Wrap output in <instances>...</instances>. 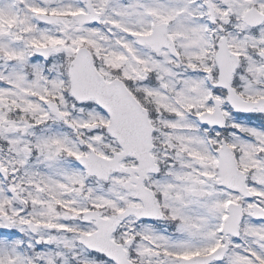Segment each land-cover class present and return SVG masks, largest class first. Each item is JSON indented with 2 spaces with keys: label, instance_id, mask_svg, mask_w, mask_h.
<instances>
[{
  "label": "snow or ice",
  "instance_id": "1",
  "mask_svg": "<svg viewBox=\"0 0 264 264\" xmlns=\"http://www.w3.org/2000/svg\"><path fill=\"white\" fill-rule=\"evenodd\" d=\"M0 264H264V0H0Z\"/></svg>",
  "mask_w": 264,
  "mask_h": 264
}]
</instances>
